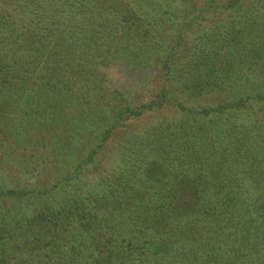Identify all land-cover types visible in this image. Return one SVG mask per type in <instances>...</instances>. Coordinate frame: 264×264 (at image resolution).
<instances>
[{
	"label": "rangeland",
	"instance_id": "1",
	"mask_svg": "<svg viewBox=\"0 0 264 264\" xmlns=\"http://www.w3.org/2000/svg\"><path fill=\"white\" fill-rule=\"evenodd\" d=\"M231 1L0 0V209L122 175L142 261L264 260V0Z\"/></svg>",
	"mask_w": 264,
	"mask_h": 264
},
{
	"label": "trees",
	"instance_id": "2",
	"mask_svg": "<svg viewBox=\"0 0 264 264\" xmlns=\"http://www.w3.org/2000/svg\"><path fill=\"white\" fill-rule=\"evenodd\" d=\"M225 2L233 1L225 0ZM1 4L9 6L6 2H0ZM20 11L22 12V8ZM262 22L259 19L243 21L238 27L240 28L238 32L247 27L249 30L260 28V25H263ZM227 26L232 27L228 24ZM17 27L22 28V26ZM217 28L218 26L215 25L203 32L204 35L201 36L205 42L208 41L207 36L218 32ZM230 30L226 29V32ZM214 36L216 39H212L225 41L226 44L230 40L229 35L221 38ZM50 42H48L49 46L54 49L56 43ZM41 50L44 52L43 48ZM53 52L57 54L56 51ZM215 52L216 49L213 55L210 53L211 55L208 56L216 57L217 52ZM46 55L48 56V53ZM197 58H200V55ZM59 60H61L59 57L55 59V63L59 62L57 67L64 69L62 61ZM211 64L209 67L212 66ZM214 71L216 69L211 68V72L214 73ZM229 71H232L230 67L227 72ZM98 142L96 145L100 146ZM95 152L96 149L92 148L88 155L91 157ZM80 165L82 168V162ZM216 168L208 173L212 179H218L219 185L216 189L226 190L227 187L224 185L227 183L219 176L224 174V164ZM213 175H215L214 178ZM125 179L120 175L117 182L116 179L107 180L103 189L94 190L87 198L82 199L78 195L76 198L57 201L49 206L37 205L38 202L35 199L21 194L13 207L0 209V264H125V253L129 254L126 256L129 261L127 264H135V262L136 264H156L155 262L147 263L137 257L138 254H142L140 245L147 244L149 247L150 243L146 237V240H142L141 236L132 232L133 225L129 220L132 216L128 210L126 211L125 203L123 204L124 196L127 197L125 202L128 203L131 200L121 186ZM190 183L192 184L191 181ZM230 187L231 190H235L236 185ZM3 197V194H0V205L1 202L2 204L5 202ZM166 203L167 201L163 199L160 201V206H166ZM262 215H259L261 223L264 222ZM151 223L154 224V221ZM241 223L245 225L243 220ZM127 225L130 228L129 235L125 233ZM256 236L264 240V228L256 231ZM125 243L128 245L126 246ZM254 253V259H258V264H262L264 262L261 258L262 252L259 254L255 250ZM228 255L226 254V257ZM142 257L145 258L146 255ZM192 262L193 264H212L204 258ZM157 263L164 264L161 261Z\"/></svg>",
	"mask_w": 264,
	"mask_h": 264
}]
</instances>
